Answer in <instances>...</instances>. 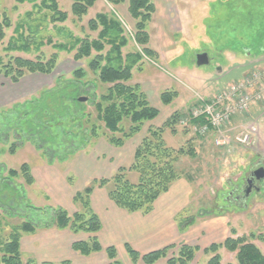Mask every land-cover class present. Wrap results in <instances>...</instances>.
<instances>
[{
    "label": "rangeland",
    "instance_id": "obj_1",
    "mask_svg": "<svg viewBox=\"0 0 264 264\" xmlns=\"http://www.w3.org/2000/svg\"><path fill=\"white\" fill-rule=\"evenodd\" d=\"M71 2L57 0L59 10L65 12L67 16L64 20H53V12L42 4V0H0V15L7 16L10 22V26L4 29V37L0 40V67L9 63L13 57L34 60L37 57L47 59L52 53L58 55L56 65L50 74L26 73L16 83L0 74V228H7V222L22 220H29L35 224L36 232L55 228L51 225V218L52 207L56 205H53L43 187L36 183L28 184L20 174L16 177L10 176L8 173L10 169L19 171L20 165L24 162L30 164V167L52 163L58 171L70 169L71 176L68 182L72 184L78 182L79 177L74 172V166L68 163L69 158L60 160L58 157L78 143L68 148L65 145L61 148L60 139L54 144H38L32 128L27 132V127L22 126L19 120L26 111V104L42 101L45 93L66 81L73 80V72L76 69L84 72L82 82L87 84V93L81 96L86 97L88 101L86 110L94 118L96 112L90 101L93 95H98L103 89H94L91 81L94 74L87 66L91 57L80 60L73 58L78 46L75 45V39L97 38L102 27L99 23L96 29H91L87 22L94 19L97 13L114 16L128 39L126 46L122 48V54L132 53L137 48L132 40L134 21L127 14L124 4L112 6L106 4L104 0H98L88 9L87 14L78 18L71 13ZM153 2L155 12L151 21L147 23V31L150 35L148 47L153 50L154 57L142 56L141 69L137 70L136 66L133 68L131 82L143 83L154 92L156 98L164 88L177 91L178 99L175 103H187L180 108V112H186V109L188 111L201 99L211 98L229 83L243 80L249 71L245 63L264 56V0H153ZM54 44L74 48L71 51L58 50ZM105 49H109V45H106ZM201 53L206 54L208 61L197 65L196 55ZM256 68L264 70V58ZM157 89L158 94L155 92ZM148 99L153 101L152 98L150 100V96ZM160 106H156L159 116L144 126L159 127L163 123L166 119L164 113L171 105ZM249 111L251 117L261 116L257 142L253 147L240 148L232 144L223 153L216 149L206 158L196 160L184 158L177 161L179 174L193 180L191 184L193 195L190 198V205L182 212L181 217L176 218V222L178 225L181 224L185 217H194L195 222L200 214L207 215L203 219L208 221L216 218L214 216H222L227 225L224 238L245 236L264 254V177L256 183L259 189H253L243 199L241 197L236 199L234 193L236 189L244 187L245 177L258 163L264 168V96L263 103L251 102ZM32 114L29 116L31 122L34 118ZM42 114L39 112L38 118ZM66 121L68 120L64 122ZM240 124L234 126L235 131L240 129ZM49 130L55 135H61L62 127L54 123ZM184 130L187 132L184 133ZM203 137L210 140L209 135ZM138 138L137 134L127 144L136 146ZM189 138L197 144L198 137L179 123L175 126L174 132L168 130L163 134L168 146H179ZM94 142L95 140L89 144ZM210 142L213 143V147L218 146L215 137ZM12 143L19 145L13 154L8 152ZM87 145L77 149L73 155L86 151ZM242 151L247 153L244 157L241 156ZM203 155L207 153H202ZM230 157L234 159L230 160ZM65 160L68 161L63 162ZM132 161L133 156L128 155L123 163L127 168L126 177L135 183L139 174L133 169H128ZM5 182L8 185H5ZM3 232L0 229V243L3 239L1 236L5 235ZM198 244H186L199 248L188 264H205L213 255L211 252H203L210 243ZM173 245L175 247L168 252L167 257L160 258L155 264H166L167 258L176 255L178 247L183 244ZM216 253L220 255L221 264L235 261V253L227 251L224 247L219 248ZM22 255L24 259L29 257L24 253ZM117 255L119 264H131L127 255L120 252ZM77 256L81 259L87 258ZM64 260L67 259L61 260L58 264Z\"/></svg>",
    "mask_w": 264,
    "mask_h": 264
},
{
    "label": "trees",
    "instance_id": "obj_2",
    "mask_svg": "<svg viewBox=\"0 0 264 264\" xmlns=\"http://www.w3.org/2000/svg\"><path fill=\"white\" fill-rule=\"evenodd\" d=\"M71 1L72 15L81 18L87 14L88 9L93 7L97 0ZM105 1L110 5L126 4V11L134 20L132 40L138 48H135L132 53L122 54V48L126 46L128 39L124 36L120 23L114 16L106 13H97L94 19L87 22L91 29H96L99 23L102 26L97 38L75 39V45L78 46L73 58L80 60L91 57L87 65L89 71L94 74L91 81L94 89H103L98 95H93L90 101L96 112L94 118L86 110L88 101L79 100L83 93H87V84L82 82L84 72L81 69L74 70L73 80L66 81L45 93L42 98L43 102L36 101L26 104V111L20 116V124L27 127V132L29 128H32L33 136L38 144H54L57 139H60L61 148H64L63 145L68 148L78 143L71 150L60 154L58 156L60 160L72 157L77 149L99 137H103L114 146H121L125 140L138 133L146 121L153 120L158 115V110L149 103L140 85L131 82L132 69L135 66L141 69L142 56L154 57L153 50L148 47L150 35L147 31V23L151 21L155 12V4L153 0ZM42 4L53 12V20L66 19L67 14L59 10L57 0H42ZM9 26V18L0 15V40L4 37V29ZM106 45H109V49H105ZM53 46L58 50L68 51L74 48L73 46L66 48L63 44ZM57 56V53H52L47 59L37 57L34 60L13 57L9 63L0 67V74L9 77L14 83L26 73L50 74L56 65ZM176 96V91L166 89L160 93L159 98L163 104L167 105ZM39 112L43 114L38 118ZM31 113L34 115L32 122L29 118ZM182 116L177 110L172 112L161 126L149 127L136 145L133 161L128 169L138 172L137 182L133 183L128 180L125 167L117 169L110 178L93 179L82 190L75 192L72 198L76 207L75 212L68 214L59 206L52 207L51 225L57 229H68L73 233L94 234L100 230V220L90 206V193L95 186L105 187L108 197L114 204L128 212H150L156 198L166 192L171 183L180 176L176 166L179 158L195 155V145L191 138L179 146H168L163 139V134L168 130L175 131V126ZM44 117L48 119L45 120ZM65 120L68 121L64 122ZM201 122L203 120L196 121V123ZM54 123L62 127L61 135L57 134L59 137L49 130ZM183 132L186 133L187 130ZM18 146L12 143L8 152L13 154ZM30 168V164L24 162L20 165L19 171L10 169L8 173L12 177L20 174L30 184L34 181ZM5 185L8 184L5 182ZM178 217H181V213L176 216ZM7 223V228H0L5 232H3L5 235L1 236L3 239L0 243V264H52L45 261L37 263L32 257L25 259L22 257L21 235L34 232L35 224L29 220ZM193 223L194 217H185L179 227L184 229ZM174 247L170 244L139 254L128 244L125 245L126 253L131 261L136 262L140 259L144 264H155L160 258L167 257L168 252ZM221 247L235 253V261L226 264H264V254L245 236L236 238L228 236L222 242L209 244L203 252H211L213 255L205 264H221L220 255L216 253ZM71 248L81 256L104 251L108 258L107 264H119L116 248L114 246L103 248L95 235L90 236L88 240L74 241ZM198 249V246L183 244L178 247L176 255L167 258L166 264H188ZM61 264H70V262L64 260Z\"/></svg>",
    "mask_w": 264,
    "mask_h": 264
},
{
    "label": "crops",
    "instance_id": "obj_3",
    "mask_svg": "<svg viewBox=\"0 0 264 264\" xmlns=\"http://www.w3.org/2000/svg\"><path fill=\"white\" fill-rule=\"evenodd\" d=\"M124 5L126 7V4ZM135 47H137L136 44ZM263 58L264 56L248 61L245 63V66L249 67L248 70H251L254 67L256 68L257 64L260 63ZM135 83L140 85L141 89L146 94L147 99L149 96L150 100L152 98L153 101H149V99L148 101L149 103L152 102L153 104H150L157 110V107H161L160 105H171V108L164 113L166 119L172 114V112L176 110L180 112V108L184 107L185 103L183 102L180 104L175 103V100L178 99V95L169 104L165 105L159 98L162 91L159 94L158 89L155 91L156 94H158V98H156L154 92L151 91L150 88H147V86L145 87L143 83ZM166 89H168V87L164 88V90ZM172 103H174L173 106ZM261 103H263V101ZM185 105H187V103ZM187 112L186 109V112L181 111L180 113L183 116H186ZM159 114L158 110V115L155 118H157ZM249 118H251L249 113L247 116L235 115L232 117V125L237 126L240 123L242 124L243 121ZM148 122L149 121H146L144 124ZM144 124L138 133L125 140L121 146H114L108 143L103 137H99L93 144L87 145L86 151L72 155V157L69 158L68 163H70L71 166H74V172L79 177L77 183L72 184L68 182V178L71 176L70 169L58 171L52 163L48 165L44 163L42 165L31 167L30 172L34 180L33 183L39 184L43 187L46 195L53 202V205L65 209L68 214H72L76 211V207L72 202L75 192L82 190L93 179L110 178L117 169L124 167L123 161L126 156H133L136 147L133 144L127 143L137 134L139 137L138 143L140 142L141 138L146 134L150 127H147V125L144 126ZM186 128L191 131L189 127ZM195 135L198 137L197 144L193 141L195 145V155L193 157L182 156L179 160L184 158L188 160L206 158L209 156V153L216 151V149H220L222 153L224 150L228 149V146L213 147V143L210 142V140L214 138V135L212 134H209L210 140L205 139L203 136ZM202 153H207V155L202 156ZM245 154L247 153L244 151L241 156L244 157ZM235 156H238V154H235ZM233 159L234 158L230 157V160ZM66 161L68 160L63 162ZM192 181V178H186L180 175L171 183L166 192L160 194L156 198L152 210L148 213H142L140 211L128 212L116 206L108 197L105 187L95 186L90 193V206L100 220V230L94 234L84 232L73 233L68 229L57 228L35 231L34 233L21 236V253L33 257L36 261H45L52 264H58V262L63 259L70 260L71 263L75 264H107L108 258L104 251L91 253L86 256V259H81L77 256L79 254L72 250L71 244L78 240H88L90 236L95 235L103 248L114 246L117 254L120 252L121 254L127 255L125 249L126 244L139 254H144L170 244L196 245L199 242L210 244L213 242H219L221 238H224L227 232L226 221H224L222 216H214L216 218H212L208 221L203 219V217L207 215L200 214L199 216L201 217L198 216V219H196L194 224L184 229H180L176 222V216L180 213L182 214L183 211H186L187 207L190 205V198L193 195ZM131 264L144 263L138 259L136 262L131 261Z\"/></svg>",
    "mask_w": 264,
    "mask_h": 264
},
{
    "label": "built area",
    "instance_id": "obj_4",
    "mask_svg": "<svg viewBox=\"0 0 264 264\" xmlns=\"http://www.w3.org/2000/svg\"><path fill=\"white\" fill-rule=\"evenodd\" d=\"M263 96L264 70L254 67L244 75L243 80L229 83L211 98L201 99L192 105L187 115L179 118L178 123L189 127L194 134L214 135L218 146L229 148L235 144L250 148L257 142L261 116L246 119L238 131L232 125V117L247 116L251 102L261 103ZM197 120L203 122L196 123Z\"/></svg>",
    "mask_w": 264,
    "mask_h": 264
},
{
    "label": "water",
    "instance_id": "obj_5",
    "mask_svg": "<svg viewBox=\"0 0 264 264\" xmlns=\"http://www.w3.org/2000/svg\"><path fill=\"white\" fill-rule=\"evenodd\" d=\"M208 59L205 53L197 54L195 62L197 65H202L207 63ZM86 97H80V101H84ZM264 177V168L262 166L253 170L249 176L246 178V190L245 196H247L253 189L258 190L259 188L256 186L258 180Z\"/></svg>",
    "mask_w": 264,
    "mask_h": 264
},
{
    "label": "flooded vegetation",
    "instance_id": "obj_6",
    "mask_svg": "<svg viewBox=\"0 0 264 264\" xmlns=\"http://www.w3.org/2000/svg\"><path fill=\"white\" fill-rule=\"evenodd\" d=\"M260 163H258L257 164V166L254 168V169H252L251 171H249V174L253 171V170H255L256 168H258V167H260ZM249 175H247V177H248ZM247 177H245V180H244V187L243 188H241L240 190H237L236 189V192H234L235 193V196H236V199H237V197H241L242 199L245 197V190H246V178ZM240 194V195H239ZM239 195V196H238ZM239 199V198H238Z\"/></svg>",
    "mask_w": 264,
    "mask_h": 264
}]
</instances>
